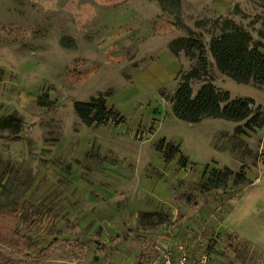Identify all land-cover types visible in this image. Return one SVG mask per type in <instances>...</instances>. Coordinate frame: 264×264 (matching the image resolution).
<instances>
[{
    "label": "rangeland",
    "instance_id": "rangeland-1",
    "mask_svg": "<svg viewBox=\"0 0 264 264\" xmlns=\"http://www.w3.org/2000/svg\"><path fill=\"white\" fill-rule=\"evenodd\" d=\"M236 27L264 44V0H0V264H148L165 249L264 264V126L250 123L264 85L210 52ZM188 73L195 94L252 100L250 119H177ZM100 96L119 116L86 125L75 104Z\"/></svg>",
    "mask_w": 264,
    "mask_h": 264
},
{
    "label": "trees",
    "instance_id": "trees-1",
    "mask_svg": "<svg viewBox=\"0 0 264 264\" xmlns=\"http://www.w3.org/2000/svg\"><path fill=\"white\" fill-rule=\"evenodd\" d=\"M264 39V36H263ZM187 54L194 56L193 50L197 48L202 50V44L193 43L188 47ZM264 44L261 41L253 43L251 36L243 29L234 28L224 31L219 37L213 38L210 43V52L219 71L227 75L239 84L264 85ZM199 62L206 63L205 59L200 56ZM201 76L188 73L182 79V83L177 89L176 94L171 100L173 113L175 117L183 122L192 124L201 123L205 119H224L228 122H243L250 119L253 114V101L250 99H231L230 93L217 90L211 83L204 84L197 94L191 87L192 80H200ZM75 109L82 122L86 125H101L109 121L116 120L119 116L115 108H108L105 99L100 96L93 98L89 102H77ZM16 117H8L2 122H11ZM251 124L264 126V114L259 113L250 119ZM249 129H253L252 125ZM14 141L20 140L19 137L13 138ZM165 141H162L164 144ZM179 154V149L169 143L163 151L165 161H171ZM184 160V159H183ZM185 163V162H184ZM186 164V163H185ZM222 174L225 179L232 175L229 170L224 173L214 171L212 175ZM237 184L246 183L243 175H237ZM209 185V183H206ZM212 187L218 188L220 181L212 182ZM204 189L207 185L204 184ZM1 213V212H0ZM5 256V257H4ZM2 264H12L9 258L11 254L5 252Z\"/></svg>",
    "mask_w": 264,
    "mask_h": 264
},
{
    "label": "built area",
    "instance_id": "built-area-1",
    "mask_svg": "<svg viewBox=\"0 0 264 264\" xmlns=\"http://www.w3.org/2000/svg\"><path fill=\"white\" fill-rule=\"evenodd\" d=\"M148 264H193L189 262L187 256L175 254L165 249L156 258L150 260Z\"/></svg>",
    "mask_w": 264,
    "mask_h": 264
},
{
    "label": "crops",
    "instance_id": "crops-1",
    "mask_svg": "<svg viewBox=\"0 0 264 264\" xmlns=\"http://www.w3.org/2000/svg\"><path fill=\"white\" fill-rule=\"evenodd\" d=\"M166 61L168 63H170L171 67L168 69H166V67L164 68V70L162 69V74H164V76H168L170 72L175 71L176 72V68L178 67L175 59L173 57H170L169 55H167L166 57ZM178 71V70H177ZM158 256V255H157ZM191 263V262H190ZM193 263V262H192ZM194 264V263H193Z\"/></svg>",
    "mask_w": 264,
    "mask_h": 264
}]
</instances>
